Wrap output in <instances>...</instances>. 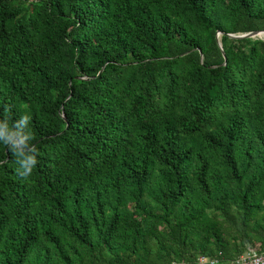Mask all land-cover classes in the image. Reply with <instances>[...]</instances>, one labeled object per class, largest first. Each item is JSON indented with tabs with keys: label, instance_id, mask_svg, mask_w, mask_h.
Here are the masks:
<instances>
[{
	"label": "trees",
	"instance_id": "obj_1",
	"mask_svg": "<svg viewBox=\"0 0 264 264\" xmlns=\"http://www.w3.org/2000/svg\"><path fill=\"white\" fill-rule=\"evenodd\" d=\"M264 0H0V264L264 251ZM7 109V111H5Z\"/></svg>",
	"mask_w": 264,
	"mask_h": 264
},
{
	"label": "clouds",
	"instance_id": "obj_2",
	"mask_svg": "<svg viewBox=\"0 0 264 264\" xmlns=\"http://www.w3.org/2000/svg\"><path fill=\"white\" fill-rule=\"evenodd\" d=\"M30 119L29 115H23L13 126L9 125L7 118L0 119V142L16 157L19 165L16 171L22 179H28L38 163L36 146L29 143L33 138L27 130Z\"/></svg>",
	"mask_w": 264,
	"mask_h": 264
},
{
	"label": "built area",
	"instance_id": "obj_3",
	"mask_svg": "<svg viewBox=\"0 0 264 264\" xmlns=\"http://www.w3.org/2000/svg\"><path fill=\"white\" fill-rule=\"evenodd\" d=\"M171 264H264V251L251 248L228 260L199 254L192 262L173 261Z\"/></svg>",
	"mask_w": 264,
	"mask_h": 264
},
{
	"label": "water",
	"instance_id": "obj_4",
	"mask_svg": "<svg viewBox=\"0 0 264 264\" xmlns=\"http://www.w3.org/2000/svg\"><path fill=\"white\" fill-rule=\"evenodd\" d=\"M263 32H264V29L256 30V31H248V32L238 33V34H234V33H229V34L232 36L241 37V36H256L259 33H263Z\"/></svg>",
	"mask_w": 264,
	"mask_h": 264
},
{
	"label": "rangeland",
	"instance_id": "obj_5",
	"mask_svg": "<svg viewBox=\"0 0 264 264\" xmlns=\"http://www.w3.org/2000/svg\"><path fill=\"white\" fill-rule=\"evenodd\" d=\"M258 35H259V36H264V32H263V33H259Z\"/></svg>",
	"mask_w": 264,
	"mask_h": 264
}]
</instances>
